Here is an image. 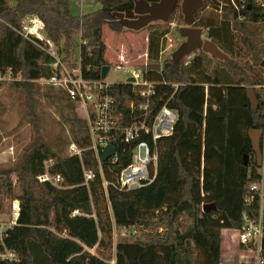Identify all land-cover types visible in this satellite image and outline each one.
I'll return each mask as SVG.
<instances>
[{
  "label": "trees",
  "instance_id": "trees-1",
  "mask_svg": "<svg viewBox=\"0 0 264 264\" xmlns=\"http://www.w3.org/2000/svg\"><path fill=\"white\" fill-rule=\"evenodd\" d=\"M219 1L220 6L207 0L204 8L210 4L215 11L223 12L224 23H233L244 34H250L247 23L255 22L254 14L258 15L257 20L264 21V7L255 0H235L239 5L245 3L242 13L246 20L242 22L232 0ZM133 7L134 0H108L102 8L78 16L72 13L68 0H0V71L6 74L10 70L12 77L0 80V86L26 92L35 132L19 161L14 166L0 168L3 176L0 207L3 193L13 195L15 183L21 200L18 223L4 238L5 245L18 252L19 260H0V264H112L89 250L101 245L103 239L94 217L93 188L91 184L89 188L83 184L80 158L59 155L45 142L40 118L33 110L37 96H50L39 90L38 79L51 74L53 59L18 29L25 16L37 14L67 63L72 57V38L79 33L84 74L99 78L95 67L109 64L105 58L104 25L108 23L120 32L124 26L113 13ZM175 13L168 22L148 26L150 63L159 61L161 40L169 33ZM199 13V25L206 27L213 42L222 48L219 40L228 38V34L222 33V26L217 27L219 21L216 23L210 16ZM98 47L100 56L93 51ZM253 50L255 60L262 64L264 59L257 46ZM215 60L200 50L188 64L176 63L168 57L162 62L161 72L145 71L148 78L169 83L158 87L151 106L154 110L172 94L170 84H181L169 102L179 117L174 132L159 144L157 173L150 184L130 190L113 185L120 170L131 161L133 144L116 143L118 163H102L103 175L109 182L107 194L115 225L135 226L139 232L134 240L117 243L115 264H221L222 229H236L242 223L246 184L260 176L249 130L264 128V88H254L258 100V107L254 108L247 94V86L252 82L250 75L231 57L223 61L225 72L217 73L213 70ZM89 65L92 69L86 70ZM110 92L121 101L119 110L128 114L124 102L136 96L132 86L115 84ZM60 93L56 96L66 99L67 107L76 111L75 102L64 91ZM137 100L140 101L138 97ZM76 113L68 116V120L84 134H75V142L87 145V121ZM49 157L57 158L54 170L64 176L68 188L60 189L37 179L44 170L43 161ZM92 168L96 173L93 182L102 184L97 162L93 161ZM13 173H16L15 182ZM206 203H215L216 208L204 212ZM258 204L256 200L253 207L257 208ZM76 209L80 214L72 215ZM240 247L245 249L243 245Z\"/></svg>",
  "mask_w": 264,
  "mask_h": 264
},
{
  "label": "built area",
  "instance_id": "built-area-1",
  "mask_svg": "<svg viewBox=\"0 0 264 264\" xmlns=\"http://www.w3.org/2000/svg\"><path fill=\"white\" fill-rule=\"evenodd\" d=\"M255 1L264 7V0ZM232 2L239 12L238 20L245 21V15L242 13L245 3L239 5L235 0ZM18 31L23 37L44 49L53 59L51 74L41 77L38 81L64 91L75 102L76 110H81L79 116L87 121L89 143L80 145L72 141L69 143L67 151V155L78 156L81 160L84 173L83 184L89 188L94 181L96 173L92 168V163L95 161L101 171L102 184L107 189L109 182L106 181L102 172L101 155L106 146L113 145L115 153L106 162H110L112 165L117 164L119 155L115 144L119 142L133 144V148L131 161L120 170L117 181L113 185L121 190H130L150 184L157 173L160 158L159 144L164 137L171 135L175 130L179 114L175 108L170 107L169 102L181 84H170L173 88L172 94L154 110V107L151 106L154 103L153 99L157 94L158 87L161 84L169 83L146 76V66L150 63L147 47L137 58L129 57L127 52L117 53L116 59L112 60L109 65H114V71L127 74V78L123 82L113 83L107 79V76L105 78L101 76L99 78L86 77L81 53L77 62H65L64 55L60 52L55 41L46 34L45 24L37 14L25 16ZM174 45L175 42L169 38V34H166L161 40V53ZM188 63L190 61H184V64ZM90 69H92L91 65L86 67V70ZM10 78H12L10 70L6 74L0 71V80H9ZM129 78H133V80L130 81ZM115 84H130L136 95L125 99L124 104L129 110L128 114L119 110L121 101L110 92V87ZM205 87L207 99L208 85ZM137 97L140 101L137 100ZM262 131L263 156L260 176L249 180L246 184L242 223L235 229L239 244L245 246L244 251L251 253L247 264H264V128ZM56 164V157L45 159L43 161L44 170L37 176V179L39 182L50 183L60 189L68 188L69 185L65 182L64 176L54 170ZM256 200L259 204L257 208H254L253 204ZM20 209L21 200L18 197L13 198L8 219L0 220L1 261L19 260L18 252L8 248L4 238L7 236L8 230L18 223ZM250 210H253L254 213L251 214ZM76 214H80L78 209L72 213V215ZM117 228L123 230L122 234H127L128 231L131 235L138 233L135 226Z\"/></svg>",
  "mask_w": 264,
  "mask_h": 264
},
{
  "label": "rangeland",
  "instance_id": "rangeland-1",
  "mask_svg": "<svg viewBox=\"0 0 264 264\" xmlns=\"http://www.w3.org/2000/svg\"><path fill=\"white\" fill-rule=\"evenodd\" d=\"M108 0H68L70 9L74 15L81 16L103 7ZM14 3V1H13ZM180 6V3H179ZM178 10L170 23L169 38L175 45L161 53L159 51V61L161 64L165 58L172 57L173 52L181 45L185 38L180 34L179 28L184 26V21L179 20ZM200 15L210 16L216 23L217 27L222 26V33H227L228 38H221L220 46L222 51L231 57L240 67H242L251 77V84L247 88H264V70L263 65L255 60L253 46H257L259 55L264 59V21L257 20L253 23H247L250 34H244L232 24H226L223 12L215 11V8L208 4L206 8H201ZM171 18V17H170ZM170 21V19H169ZM161 22V21H158ZM225 29L228 31L225 32ZM203 38L213 39L209 36V30L203 27ZM148 27L140 30H133L124 27L120 32L114 30L108 23L103 28V40L106 44L105 58L111 63L115 60L118 52H127L129 57H136L149 48ZM230 41L227 42V41ZM80 34L77 33L72 38V57L71 62H77L80 58ZM223 43V44H222ZM219 47V46H218ZM200 50L196 49L193 53L185 56L182 61H191ZM217 59V58H216ZM137 60V59H136ZM224 60L217 59L213 70L217 73L225 72ZM114 65H110L107 79L113 83L123 82L127 74L114 71ZM186 69L191 71L188 66ZM192 72V71H191ZM153 76V75H152ZM155 76V75H154ZM11 79V78H10ZM9 79V80H10ZM39 82V90L48 93L50 96H37V103L34 106V112L40 118V128L44 140L59 155H65L68 151V145L75 141V134L84 133L78 131L70 123L68 116L77 113L80 115L81 110H72L67 107L66 99H59L56 95L61 94L60 90L45 82ZM55 96V97H53ZM30 113L29 98L26 92L21 89L9 86H0V168L14 166L20 159L25 148L35 138L32 119ZM3 176L0 175V183ZM12 179L16 181V173L12 174ZM93 188V189H92ZM94 205V217L97 220L100 236L103 243L89 249L90 252L97 254L115 264L116 245L120 241H132L136 235L122 234L123 230L115 226V221L110 206L107 189L103 184L98 182L91 183ZM19 189L15 183L13 195L3 193L0 207V220H7L11 209L12 197H18ZM235 230V229H231ZM139 233V232H138ZM238 244L237 247H239ZM246 253V252H243ZM238 253L235 256V263H239L245 258L240 257ZM232 255L223 258L222 264H230Z\"/></svg>",
  "mask_w": 264,
  "mask_h": 264
},
{
  "label": "water",
  "instance_id": "water-1",
  "mask_svg": "<svg viewBox=\"0 0 264 264\" xmlns=\"http://www.w3.org/2000/svg\"><path fill=\"white\" fill-rule=\"evenodd\" d=\"M214 4L220 6L219 0H211ZM179 0H158L149 2L148 0H134V7L132 9H126L125 11H115L113 15L118 21L126 28L133 30H140L148 27L154 22H168L170 16L176 9ZM181 11L184 16V26L179 28L182 37L186 40L173 52L172 58L176 63H180L182 59L193 53L194 50H202L212 57L217 59H228L229 56L223 52L215 42L203 36V27L199 25L198 20L195 17V12L198 9L204 7V0H182ZM257 14H254V21L257 20ZM94 52L98 56L101 54L100 48H94ZM264 66V61L262 62ZM110 65L105 64L102 66H96L94 71L99 73L102 78H105L109 72ZM146 69L161 71L162 64L160 62L148 63ZM130 81L133 78H129ZM248 98L254 108L258 107V100L255 95L254 88L247 89ZM263 134L262 129L252 128L249 130V137L252 142V150L255 153L257 159L258 173L261 171L262 165V149H261V136ZM115 153L113 145H108L104 148L101 159L106 162ZM247 154H245V160L247 161ZM216 208L215 203H206L203 205V211L209 212L211 209Z\"/></svg>",
  "mask_w": 264,
  "mask_h": 264
},
{
  "label": "crops",
  "instance_id": "crops-1",
  "mask_svg": "<svg viewBox=\"0 0 264 264\" xmlns=\"http://www.w3.org/2000/svg\"><path fill=\"white\" fill-rule=\"evenodd\" d=\"M183 63H184V61H183ZM221 235H222L221 264H222L223 258L227 255H230V254L232 255V259H230V264H247V261L250 259L251 253L248 251H244V249H242L240 247V245H239V247H237L239 242L237 239L236 230L222 229ZM239 252H240V254H242V255H240V257L245 258V260H242L239 263H235V256H233V255H236L237 253L239 255ZM243 252H246V253H243Z\"/></svg>",
  "mask_w": 264,
  "mask_h": 264
},
{
  "label": "flooded vegetation",
  "instance_id": "flooded-vegetation-1",
  "mask_svg": "<svg viewBox=\"0 0 264 264\" xmlns=\"http://www.w3.org/2000/svg\"><path fill=\"white\" fill-rule=\"evenodd\" d=\"M181 1H182V0H179L178 5H177V7H176V9H175L174 11L177 12L178 10H181V4H180V6H179V3H181ZM206 1H207V0H204V5H205ZM203 8H204V7H203ZM200 10H201V9H198V10H196V12H195V17H196L197 20L199 19L197 13H199ZM181 13H182V11H181ZM172 14H173V13H172ZM182 19H183V21H184V16H183V14H182ZM184 24H185V23H184ZM183 38H185V37H183ZM185 40H186V38H185ZM179 46H180V45H179ZM179 46H178V47H179ZM178 47H177V48H178ZM219 48H220V47H219ZM175 50H176V49H175ZM261 141H262V136H261Z\"/></svg>",
  "mask_w": 264,
  "mask_h": 264
}]
</instances>
